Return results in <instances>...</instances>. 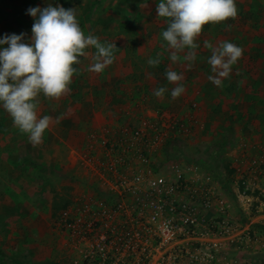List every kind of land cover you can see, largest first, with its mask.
<instances>
[{"label": "crops", "instance_id": "crops-1", "mask_svg": "<svg viewBox=\"0 0 264 264\" xmlns=\"http://www.w3.org/2000/svg\"><path fill=\"white\" fill-rule=\"evenodd\" d=\"M119 2L0 0V39L5 34L25 33L22 42H30L34 18L27 14V10L51 4L65 9L76 8L77 20L85 35H94L102 43L115 42L117 47L113 63L102 73L88 71L96 49H85L88 55L79 57V63L74 65L77 72L69 85L70 91L59 99H50L42 94L38 97V117L47 115L51 118L41 144L30 143L27 135L13 126L11 117L0 106V174L6 176L20 172L23 165L49 164L66 174L72 185L76 176L90 183L93 166L87 168L82 164L86 154V133L99 130L106 124L134 126L142 117L155 114H173L183 120L191 117L193 128L187 138H198L195 141L209 139L212 142L216 136L228 132L238 143L264 147V0H236V18L205 25L195 41L199 45L195 49V61L183 59L188 51L185 49L176 64L169 59L170 54L165 50L167 45L162 38V32L167 30L166 18H158L157 12L148 6L146 10H130L133 0L121 10H112L121 6ZM142 3L134 7L141 8ZM140 17L163 19L165 22L162 25L151 23L153 27L143 29L135 23ZM6 19H12L13 25L5 24ZM129 30L134 31L133 35ZM222 41L240 46L243 55L232 66L222 87H217L208 80L213 73L207 63L211 48L206 47L205 42L215 47ZM134 50L139 53L133 55ZM158 53H162L159 57L161 63L156 67L149 66L147 60L157 58ZM139 56L145 57L146 66L142 69L138 66V70H134L140 64ZM124 66L128 69L125 72ZM169 69L184 76L180 83L186 90L175 100L171 98L170 90L176 85L166 79ZM109 85L115 88V92H109ZM160 87L169 91L157 98L153 93ZM112 98L117 102L113 107ZM113 116L117 117L114 119ZM120 117L125 119L117 121ZM163 158L161 155L159 160L165 161ZM211 188L224 195L220 185L215 184ZM22 203L21 199L19 205ZM5 254L7 252L0 249V256L7 258Z\"/></svg>", "mask_w": 264, "mask_h": 264}, {"label": "built area", "instance_id": "built-area-1", "mask_svg": "<svg viewBox=\"0 0 264 264\" xmlns=\"http://www.w3.org/2000/svg\"><path fill=\"white\" fill-rule=\"evenodd\" d=\"M134 126L86 133L82 164L93 166L94 193L86 190L57 221L74 242L73 264H217L218 243L202 240V220L215 204L223 216L224 200L210 187L173 186L152 165L168 140L190 134L191 117L155 114ZM224 228L217 223L215 234Z\"/></svg>", "mask_w": 264, "mask_h": 264}, {"label": "rangeland", "instance_id": "rangeland-1", "mask_svg": "<svg viewBox=\"0 0 264 264\" xmlns=\"http://www.w3.org/2000/svg\"><path fill=\"white\" fill-rule=\"evenodd\" d=\"M119 1L121 6L112 10H121L131 0ZM133 1L129 9L134 11L147 6L156 11L159 3V0ZM138 3L143 4L141 8L134 7ZM158 22L162 25L165 21L145 17L135 21L143 29ZM4 23L13 25L12 19ZM136 53L139 51L134 50L133 55ZM139 57L140 64L134 70L146 66L145 57ZM127 70L124 66L123 72ZM120 86L125 88L123 84ZM108 90L115 92L110 85ZM121 119L125 118L117 121ZM196 139L177 137L171 139L176 140L174 143L168 140L162 151L167 160H155L152 165L173 186L180 182L191 188L203 185L211 188L224 183V188L221 186L224 195L215 191L226 204L224 215H220L216 204L202 210L201 238L218 243L217 264H264V147L238 143L228 132L216 136L212 142ZM29 165H23L21 173L0 174V249L7 252V258L0 256V264H73L78 257L71 252L74 242L68 232L57 228V221L66 207L86 196V190L94 193L91 190L94 185L77 176L72 185L66 174L49 164ZM21 199L23 203L19 205ZM223 221V232L215 234L216 224Z\"/></svg>", "mask_w": 264, "mask_h": 264}, {"label": "clouds", "instance_id": "clouds-1", "mask_svg": "<svg viewBox=\"0 0 264 264\" xmlns=\"http://www.w3.org/2000/svg\"><path fill=\"white\" fill-rule=\"evenodd\" d=\"M236 0H160L156 12L158 18H166L167 30L162 32L166 42V51L173 64L180 60L194 62L199 47L195 43L203 27L207 24H219L237 16ZM27 14L34 18L30 42H22L25 33L5 34L0 39V106L11 117L13 126L21 134H26L33 145L43 141L48 129L50 117H38V97L59 99L70 91L79 63V57L88 55L85 49H96L88 71L102 73L114 61L115 42L102 43L94 35H85L77 20L76 8L63 6L31 7ZM7 45V47H5ZM211 48L207 63L213 75L208 80L222 87L228 78L232 66L243 55V49L231 42L222 41L218 46L205 42ZM163 47V45H162ZM149 58L147 64L156 67L161 63L160 56ZM191 67V63H189ZM166 79L176 86L170 90L173 100L185 92L180 83L184 76L172 69L166 71ZM169 90L160 87L154 91L157 98L163 97Z\"/></svg>", "mask_w": 264, "mask_h": 264}, {"label": "trees", "instance_id": "trees-1", "mask_svg": "<svg viewBox=\"0 0 264 264\" xmlns=\"http://www.w3.org/2000/svg\"><path fill=\"white\" fill-rule=\"evenodd\" d=\"M170 141L174 143V141H176V140H170ZM166 155L169 156L168 153H167ZM164 160H165V161L167 160V158H166L165 155H164ZM226 181H227V179H226ZM221 186H222V188H224V186H225L224 183H222ZM65 207H66V206H64V208H65ZM262 230H263V229H262Z\"/></svg>", "mask_w": 264, "mask_h": 264}, {"label": "flooded vegetation", "instance_id": "flooded-vegetation-1", "mask_svg": "<svg viewBox=\"0 0 264 264\" xmlns=\"http://www.w3.org/2000/svg\"><path fill=\"white\" fill-rule=\"evenodd\" d=\"M171 140V139H170Z\"/></svg>", "mask_w": 264, "mask_h": 264}]
</instances>
